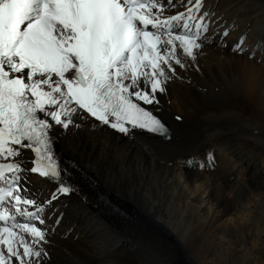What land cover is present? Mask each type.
<instances>
[{
    "label": "snow or ice",
    "instance_id": "6c2138e0",
    "mask_svg": "<svg viewBox=\"0 0 264 264\" xmlns=\"http://www.w3.org/2000/svg\"><path fill=\"white\" fill-rule=\"evenodd\" d=\"M237 28L212 0H0V264H50L62 197L87 201L80 142L120 135L154 151L144 134L171 140L160 97L206 47L264 60V41H229ZM182 166L214 170L215 155Z\"/></svg>",
    "mask_w": 264,
    "mask_h": 264
},
{
    "label": "bare ground",
    "instance_id": "6f19581e",
    "mask_svg": "<svg viewBox=\"0 0 264 264\" xmlns=\"http://www.w3.org/2000/svg\"><path fill=\"white\" fill-rule=\"evenodd\" d=\"M212 3L238 25L230 42L264 41V0ZM197 65L160 97L170 141L144 134L150 152L120 135L80 142L87 201L62 197L50 264H264V60L212 45ZM55 150L71 155L63 139ZM209 152L214 170L182 166Z\"/></svg>",
    "mask_w": 264,
    "mask_h": 264
},
{
    "label": "rangeland",
    "instance_id": "374dc122",
    "mask_svg": "<svg viewBox=\"0 0 264 264\" xmlns=\"http://www.w3.org/2000/svg\"><path fill=\"white\" fill-rule=\"evenodd\" d=\"M103 190V189H102Z\"/></svg>",
    "mask_w": 264,
    "mask_h": 264
}]
</instances>
